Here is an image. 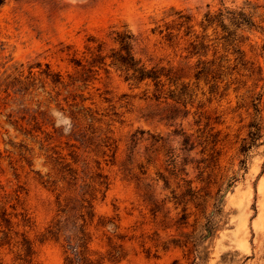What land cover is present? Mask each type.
Instances as JSON below:
<instances>
[{
	"label": "rangeland",
	"instance_id": "374dc122",
	"mask_svg": "<svg viewBox=\"0 0 264 264\" xmlns=\"http://www.w3.org/2000/svg\"><path fill=\"white\" fill-rule=\"evenodd\" d=\"M226 11L252 15L255 26L201 27L205 15ZM125 30L136 60L170 69L173 96L164 77L158 88L134 84L110 66L115 33ZM193 41L205 45L201 57L190 54ZM98 45L103 65L73 83L76 61L89 67L87 48ZM202 62L212 73L196 80ZM263 83L264 0H4L0 264L26 261L24 239L36 264H63L62 239L42 234L60 205L79 202L94 213L90 249L121 245L118 264H264ZM259 92L262 132L253 139L250 100ZM83 107L80 145L66 115ZM37 108L44 125L27 114ZM215 203L218 226L206 236Z\"/></svg>",
	"mask_w": 264,
	"mask_h": 264
},
{
	"label": "trees",
	"instance_id": "16d2710c",
	"mask_svg": "<svg viewBox=\"0 0 264 264\" xmlns=\"http://www.w3.org/2000/svg\"><path fill=\"white\" fill-rule=\"evenodd\" d=\"M4 0H0V6L3 4ZM249 5V3H248ZM181 19L183 15L176 12ZM230 17H225V16ZM216 17H218L216 19ZM216 17H212L211 15L207 14L204 16V20L201 23V27L205 30L207 27L216 24L220 26L222 30L227 29L226 24L224 23L227 20L230 25L235 26L236 24L237 29L240 26H247V27H254V22L252 19V15H246L243 12H228L226 11L224 14L219 13ZM184 18V17H183ZM190 19L185 17V21L188 22ZM204 23V24H203ZM226 32V31H224ZM227 35L229 36L228 32ZM197 39V37H196ZM114 42L117 44L116 49H111L107 58L110 60V66L119 71L125 81L132 82L134 84H139L142 82L150 81L153 83L155 88L162 87L161 78L164 77L166 81H168L169 86H173V90H168L170 96H173L175 91H177L176 81L172 80L170 76V69L169 70H162L156 69L152 67L148 69L144 64H141L140 61L136 60L132 53V44H133V37L129 33V31H122L120 33H115ZM195 41L190 42L189 46L191 47V55L193 56H202V51L206 48L202 42H198L194 44ZM88 55L90 58L89 67L85 68L80 62L76 61V66L79 68L78 76L73 80V83L77 82H86L87 73L95 71L94 68L97 66L96 64L103 65L104 56H101V46L98 45L94 47H88ZM209 62H202L203 66L198 69V71L194 74L196 80L200 78L207 77L210 71V66H206ZM222 66H217V71H221ZM215 70V71H216ZM164 72V73H163ZM257 74L260 77V81L263 79L261 75L260 69L257 67ZM48 76V74H46ZM212 79H216V77L212 76ZM59 77L57 80H53L54 84L59 83ZM187 86L181 85L178 89L179 95H186ZM264 89V83L261 87V91ZM252 100H250V105L254 111L253 114V121L249 124V135L252 136L253 139H257L261 136L262 128H261V117H260V109L258 107L261 101L262 92L253 93ZM171 99L173 97H170ZM173 100V99H172ZM176 100V99H174ZM176 103H179L178 101ZM186 103H182L185 107ZM63 110V109H62ZM82 111V112H81ZM85 108H81L80 111H67V117L70 120V134L69 139L73 140L74 142L79 143L82 145L85 143V138L87 137V133L89 128L88 127V119L87 115L83 112ZM28 116L33 120L35 125H39L41 123L44 125L43 120H45L47 113L46 110L39 111V109L27 111ZM65 112V111H64ZM26 114V113H25ZM40 118L42 121H38ZM219 192V191H218ZM189 196L192 199L198 198V191L189 190ZM219 202V199H216V203ZM79 209H75V207L71 208L68 205H60L61 209L59 210L60 215L58 218L53 219L50 225L47 226L45 229V233L42 236H45V240H53L58 241L62 239L64 242L63 246V264H118L122 260H124L127 256L126 249H124L121 245L118 247H114L111 249H107L105 254L95 253L93 252L89 244L91 242V234L88 230V227L92 223L94 213L92 210L91 205H84L82 202H79ZM213 206V212L204 215V225L203 230L206 233V236H211L212 232L218 226V218H220L221 207L216 204ZM5 215V214H4ZM8 223V220H4ZM43 239V240H44ZM23 243L27 245V249L25 251V257H27L26 261H23V264H36L33 260L34 251L31 249V243L28 240H23Z\"/></svg>",
	"mask_w": 264,
	"mask_h": 264
}]
</instances>
